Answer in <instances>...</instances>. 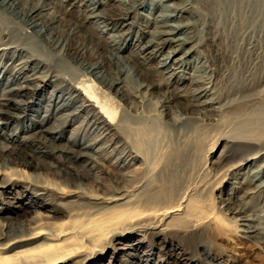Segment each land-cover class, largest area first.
I'll return each instance as SVG.
<instances>
[{
  "label": "bare ground",
  "instance_id": "bare-ground-1",
  "mask_svg": "<svg viewBox=\"0 0 264 264\" xmlns=\"http://www.w3.org/2000/svg\"><path fill=\"white\" fill-rule=\"evenodd\" d=\"M236 3L0 0V14L21 23L0 21V264H109L118 250L135 259L148 235L170 230L198 241L212 229L264 248V66L242 79L245 63L220 48L218 31ZM228 126L218 155L195 148L214 180L179 200L146 191L161 136ZM178 158L198 162L192 151ZM107 160L116 187L102 177ZM213 181L210 210L201 196ZM211 256L206 264H221Z\"/></svg>",
  "mask_w": 264,
  "mask_h": 264
},
{
  "label": "rangeland",
  "instance_id": "rangeland-1",
  "mask_svg": "<svg viewBox=\"0 0 264 264\" xmlns=\"http://www.w3.org/2000/svg\"><path fill=\"white\" fill-rule=\"evenodd\" d=\"M212 2L213 0H199V3L201 5L211 4ZM258 2L259 0H241L240 5L238 3L234 4L229 9L228 13H225L226 14L224 20L225 26L218 28V31H220L219 33L222 35L221 38L223 40L221 42L222 44L220 48L224 50L226 49V51L230 50L228 52L235 53L236 55L240 53L239 55H241L242 57L241 62L245 63V66L243 65V68L241 70L242 79L245 78L250 79L252 77L250 76V73L253 74V72L255 71V67L257 65H258L257 68H260V66L261 67L264 66V59H263L264 58V4L263 7L261 6V4L258 7ZM0 21L3 22L4 24H10L9 27L14 26L16 28H21V23H17L13 19H10L8 15L0 14ZM12 29L13 28L7 29L6 30L7 34L10 33V35L12 36L13 31H10ZM22 42L23 41H21V43ZM24 44H26L27 46L29 45L27 41H24ZM79 44L80 46L83 45L84 47L87 46V44L84 42H79ZM253 54H257L262 59L254 60L255 57L253 56ZM53 59H54V64L56 65L60 64L56 56ZM251 62L253 66L250 65ZM66 69L68 68L62 67V70H66ZM52 71H53L52 73L53 75L57 74L56 72H59L58 68H55ZM229 128L231 127L228 126L226 127V129L223 128H221L222 130L220 128L219 129L221 130V132H223V130L224 131L229 130ZM219 129L217 128V130H209V131L206 130V132L202 133L200 137H198L197 134H193L191 132L186 133V131L184 130L183 133L180 130L177 131L175 130L174 132V130L170 129L172 133L171 131H168L169 133L167 132L166 137L161 136L160 138L161 143L158 144L159 150L156 149L160 154L158 156L157 154L158 152L156 151L155 156L153 158L154 160L152 159L154 162L156 156H158L156 158L155 163H153L152 160H150L151 166L145 172L146 177L148 176L147 182H150L149 185L147 186L146 191L150 190V193L162 191L167 194L169 192V195L170 192L171 194L174 192L172 196L175 198V200L176 199L179 200L181 197H183L184 192L186 191L185 189L194 188L197 184H199L200 180L202 179L204 181L205 180L207 181L208 179L210 181H212V179L214 180V178L204 176V173H202L203 172L202 163L204 162L201 160L199 163V157H197V155L198 156L200 155L199 147L201 146L202 143H204L202 145L205 148L207 147L213 148V152H211L210 155H208L209 160L212 159L210 158V156L214 157L218 155L219 151L222 149V142H223L222 137L224 133L227 132L225 131L221 133L219 132ZM201 138H202V142L200 140ZM185 139L187 142L185 141ZM162 141H164L163 148L161 147L163 144ZM127 142L128 145H130L129 140H127ZM166 143L167 145H165ZM199 143H201L200 146L198 145ZM195 148L197 151V155L195 152ZM164 150L167 156L165 154L164 155L162 154L165 153ZM189 151H192L193 155L197 158L198 162L197 164L193 165V163L191 162L189 163V161H187L188 164L186 163L185 165H182L180 163L181 161L179 160L178 155L179 153L181 154V152H189ZM169 154L172 156V158L171 160L166 162V158L169 156ZM113 162H114L113 160H107V163L104 164L105 174H103L102 177L104 178L105 182H108L107 184L116 187L118 186L117 184L121 183L122 181L120 179L121 175L119 173V170L114 168V164H112ZM142 163H143L142 159H139L137 162H134L132 169L139 167V165ZM198 163L200 164V166L198 165ZM160 169L165 170L163 177H166L167 181L164 180V178L161 179L158 177V174L161 171ZM192 169L194 170V172L192 171ZM25 171L29 173L31 170L25 169ZM197 173L199 174L197 175ZM192 174L194 176H191ZM194 177H196L195 178L196 181L193 180ZM50 181L53 182V180L51 179ZM88 181H89L87 183L88 189L97 193H106V191L103 189L101 190L97 189L94 186V183H92V180H88ZM168 181L171 182V184L174 186L170 191L168 189L170 185L166 184V182ZM125 183L130 185L129 182H125ZM154 183H155L154 187L150 186V184H154ZM212 183L208 186L206 191L203 192L205 195L202 194L201 196L203 200L205 199L204 203L208 208L210 207V210H212V207L215 208L217 202V199L211 201V195L209 194L211 188L214 187V181ZM162 186L163 188H161ZM207 191L209 193H207ZM214 194H218V192H215ZM172 196L170 195L169 197ZM214 227H216V224H214L213 227H209V228H214ZM204 232L205 233L202 234L203 237L201 236V238H199L198 241L190 233H189V239L187 240L181 239L180 236L176 233V230H170L163 235H159L160 237L154 235L151 236L148 235L145 238L142 246L134 248V250H136L133 253L136 256L135 259L133 258L134 256L131 255L132 253H128L125 250H118L113 252L112 256L109 255L111 257V262L109 264H159L160 261H162V264H170V263L171 264H206L207 260L205 254L207 252H209L212 255L210 257L211 262H220L221 264H264V248L252 245L246 241L242 242L238 240L239 238H237L236 236L215 235V232L212 229L205 230ZM149 252L151 253L153 252L155 254V257L153 258L154 260L148 257L147 253ZM214 258H217V260L216 259L213 260ZM174 260H176L177 263H173Z\"/></svg>",
  "mask_w": 264,
  "mask_h": 264
}]
</instances>
